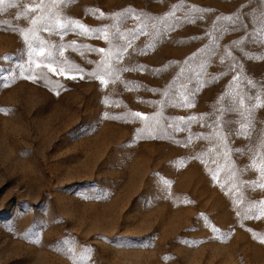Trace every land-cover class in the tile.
I'll return each mask as SVG.
<instances>
[{
    "label": "rangeland",
    "instance_id": "1",
    "mask_svg": "<svg viewBox=\"0 0 264 264\" xmlns=\"http://www.w3.org/2000/svg\"><path fill=\"white\" fill-rule=\"evenodd\" d=\"M16 3L0 12V264H264V3L73 0L60 16L92 31L35 38L39 8L17 15L40 0ZM22 33L65 74L21 76Z\"/></svg>",
    "mask_w": 264,
    "mask_h": 264
},
{
    "label": "snow or ice",
    "instance_id": "2",
    "mask_svg": "<svg viewBox=\"0 0 264 264\" xmlns=\"http://www.w3.org/2000/svg\"><path fill=\"white\" fill-rule=\"evenodd\" d=\"M73 0H40V3L38 5H36V7H27L25 9V11L23 13H19L17 15V19L21 18V16L27 18L28 14L32 11H35L36 8H39L40 10V14L38 16H35L31 19V24L33 25V28L31 29L32 34H33V38H35V32L37 30L40 31H46L49 32L50 34H59V35H63L65 34L67 31L69 30H81V34H88L90 30L86 25L82 24L79 20H73V19H67V18H62L59 14V11L62 7H66L69 3H72ZM261 3H264V0H260ZM17 3L16 0H0V12H3L5 10H7L8 8L11 7H16ZM179 5L174 6L173 8V12L168 14V15H175V10L176 8H178ZM193 11H196L197 9H195V7L193 6ZM104 14L101 13V16H103ZM122 19L126 20L129 18H133V19H140V15L142 14H137L134 10L132 9H128L125 13H121L118 14ZM163 19H167V15L163 18ZM202 19V17H201ZM222 19H226L229 21H232L233 24L238 23L241 20V17L237 16L235 18L228 16V17H223ZM6 23V22H5ZM147 25L145 24H141L139 26V31L143 32L144 28ZM245 27H247V25H245ZM153 28L155 29V25H153ZM97 32H100V29L96 30ZM127 32H132L133 33V38H135V32L132 29L127 30ZM24 34V33H22ZM106 34V33H105ZM257 35L259 36L261 43H264V20H261V29L260 31L257 33ZM127 38V34L126 33H120L117 36V39H126ZM24 39L25 42L28 44L29 47V53H28V62L27 65H19V69H20V75L24 76V78L26 79H32L33 81L36 80V74L33 71L32 65L33 63H35V67L36 68H40L41 65H43L49 72H52L54 74L57 75H64V70L61 69L59 72L57 71V68L54 67L53 65L57 64V60L54 58L53 53L51 51H49L47 53V55H45L44 52V47L43 45L45 44V42L41 39L40 40V47H39V51H37L36 47H33L31 39L29 38V36L27 34H24ZM74 43V42H73ZM58 47H60L61 49L63 48V45H59ZM121 47V54L124 51H127L128 47H131V43L130 41ZM93 51H96V49H92ZM101 53L105 52V49L101 48L98 50ZM121 54H117L116 59L119 60L122 58ZM34 55H39L40 57H43V59L39 62H36L34 60ZM60 55H63V51L60 52ZM111 58V53L109 52V54L107 56H105V59L101 62V64L98 66L100 71H105L107 72V74L111 75L113 69L112 67L109 65L107 67V69H105V66L108 65V61ZM60 63H64V62H60ZM124 71H126L127 69H123ZM77 71H80L79 69H77ZM116 71H121V69H116ZM25 73H29V75H25ZM91 75L96 76L97 78L101 79L102 83H106L103 80V77L100 75L99 72H94ZM15 75L12 76V79H15ZM67 78H71V79H76V76H70ZM81 79H83L84 77L81 76ZM264 87V86H262ZM240 104H243V98L240 99ZM259 106V105H257ZM244 111L249 113V119H250V114H251V109H245ZM133 115L135 117H142L144 119H147V117L144 116V114L142 113H133ZM183 119V118H181ZM217 126L220 125V121H216L215 122ZM250 125H245L244 126V132L241 133L243 135H247V128ZM221 140L224 139L222 133H221ZM191 138H189V142H190ZM226 148V146H225ZM239 151V150H237ZM227 155V151L225 153ZM255 165V160L253 161V166ZM261 175L264 176V167L261 168ZM213 178L215 179V175L213 176ZM258 187L264 188V183H260L259 185H257ZM260 207L262 210H264V201L260 202ZM239 215V213H238ZM214 231H216L217 229H213ZM262 243H264V239L261 240Z\"/></svg>",
    "mask_w": 264,
    "mask_h": 264
}]
</instances>
